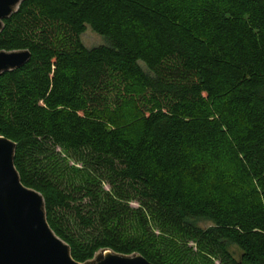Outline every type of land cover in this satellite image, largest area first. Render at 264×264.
<instances>
[{
	"label": "trees",
	"instance_id": "16d2710c",
	"mask_svg": "<svg viewBox=\"0 0 264 264\" xmlns=\"http://www.w3.org/2000/svg\"><path fill=\"white\" fill-rule=\"evenodd\" d=\"M4 24L0 50L32 57L0 79V134L75 261L169 264L155 225L264 264V0H27ZM57 150L85 182L50 170Z\"/></svg>",
	"mask_w": 264,
	"mask_h": 264
},
{
	"label": "water",
	"instance_id": "95a60500",
	"mask_svg": "<svg viewBox=\"0 0 264 264\" xmlns=\"http://www.w3.org/2000/svg\"><path fill=\"white\" fill-rule=\"evenodd\" d=\"M27 0H0V32L4 22ZM29 50H0V79L30 62ZM17 144L0 134V264H153L139 253L98 251L84 263L74 260L69 244L48 222L44 196L22 183L15 166Z\"/></svg>",
	"mask_w": 264,
	"mask_h": 264
},
{
	"label": "rangeland",
	"instance_id": "374dc122",
	"mask_svg": "<svg viewBox=\"0 0 264 264\" xmlns=\"http://www.w3.org/2000/svg\"><path fill=\"white\" fill-rule=\"evenodd\" d=\"M82 41L87 48L107 44V40L104 37L97 35L90 28L82 35ZM57 151L59 155L50 162V170L60 179L63 178L64 181L75 183L85 182L88 175L85 172L83 164L73 159L65 151ZM106 189L108 190V187ZM131 206L133 208L138 207L136 203H132ZM209 225L205 223L203 226ZM129 229L132 235H142L141 232L138 234V228L134 224ZM152 232L158 238V245L160 246L158 250L165 254L169 264H225L221 256L204 250L195 240H189L185 237H182L183 240H181V238H177L173 234L168 233L167 230L158 228L155 225H152ZM229 250L235 258L239 257L240 251L237 247L233 246Z\"/></svg>",
	"mask_w": 264,
	"mask_h": 264
}]
</instances>
